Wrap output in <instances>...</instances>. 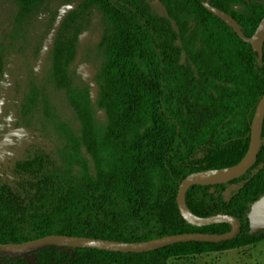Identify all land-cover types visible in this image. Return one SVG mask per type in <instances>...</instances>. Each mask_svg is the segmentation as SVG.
Returning a JSON list of instances; mask_svg holds the SVG:
<instances>
[{
  "label": "trees",
  "instance_id": "1",
  "mask_svg": "<svg viewBox=\"0 0 264 264\" xmlns=\"http://www.w3.org/2000/svg\"><path fill=\"white\" fill-rule=\"evenodd\" d=\"M19 1L17 26L74 0ZM79 1L42 53L41 42L16 47L0 39V101L6 99L0 127L23 130L0 148V243L47 236L138 243L230 232L226 223L189 224L177 195L187 177L232 169L247 156L264 95V45L260 56L205 4L230 15L246 37L263 19L264 4ZM95 13L102 27L101 120L94 119L90 88L76 65L79 59L92 63L87 55L78 58L79 39ZM263 197L264 116L250 171L224 185L192 186L185 195L197 218H238L235 239L140 254L51 245L19 259L0 256V264H168L177 256L238 249L264 241V231L249 233V214Z\"/></svg>",
  "mask_w": 264,
  "mask_h": 264
},
{
  "label": "water",
  "instance_id": "2",
  "mask_svg": "<svg viewBox=\"0 0 264 264\" xmlns=\"http://www.w3.org/2000/svg\"><path fill=\"white\" fill-rule=\"evenodd\" d=\"M205 8L221 19L225 24L232 27L236 34L247 44L251 45L253 50L258 52L260 56L263 55L264 45V17L257 27L252 37H246L240 30L239 24L225 12L212 7L209 3L205 4ZM6 100L2 99L0 102V116L3 113ZM264 116V95L258 103L256 112L254 115L252 128H251V144L250 150L245 159L236 167L228 170L233 172L220 175L213 178H205L204 174L192 175L184 179L179 187L177 195V204L181 216L189 224L197 227H205L215 224H229L232 226V230L224 234H203V233H184L173 236L162 237L146 242L138 243H114L103 241L100 239H92L86 237H69V236H47L41 239L28 241L21 244H2L0 243V256L9 259H19L21 257L29 256L32 252L44 249L47 246H68L73 250L75 248H88L96 249L100 251L114 252V253H147L157 249H161L170 245L187 242H210L218 243L224 241H230L239 236L241 232V222L238 218L231 215H219L212 218L200 219L194 216L186 207L185 195L187 190L192 186H213L224 185L233 180L239 179L247 174L257 161L258 153L260 150V131L261 123ZM19 130L12 131L5 135L4 141L0 144L4 147L8 143L12 142V138L16 137ZM218 172V171H216ZM249 227L250 235H255L261 231H264V197L253 205L249 214Z\"/></svg>",
  "mask_w": 264,
  "mask_h": 264
},
{
  "label": "rangeland",
  "instance_id": "3",
  "mask_svg": "<svg viewBox=\"0 0 264 264\" xmlns=\"http://www.w3.org/2000/svg\"><path fill=\"white\" fill-rule=\"evenodd\" d=\"M263 3L264 0H255ZM19 0H0V39L13 41L16 47L22 45H31L32 42H41V53L44 49L52 44L55 32L63 20V18L72 10L78 8L80 1L74 0L70 3H58L50 5L49 13L42 12L37 15L29 16L21 25H14V20L18 14ZM53 13L54 18L51 19ZM15 30H11L12 27ZM102 38L101 17L99 13H95L91 20V26L88 31L81 35L79 43L81 55L88 56L90 64L76 62L78 73L82 74V79L90 88L91 103L94 104L92 108L94 111L95 120L103 119V112L98 111L96 101L99 93V86L97 84L98 75L102 66L103 58L99 50V45ZM228 173L233 170L226 171ZM168 264H264V241L247 245L238 249L225 252H209L197 255L177 256L169 259Z\"/></svg>",
  "mask_w": 264,
  "mask_h": 264
},
{
  "label": "flooded vegetation",
  "instance_id": "4",
  "mask_svg": "<svg viewBox=\"0 0 264 264\" xmlns=\"http://www.w3.org/2000/svg\"><path fill=\"white\" fill-rule=\"evenodd\" d=\"M3 99H5V98H3ZM5 100H6V99H5ZM1 101H2V100H1ZM1 101H0V102H1ZM5 105H6V103H5ZM4 107H5V106H4ZM3 111H4V110H3ZM2 114H3V113H2ZM0 117H1V116H0ZM2 130H3V128L0 127V142L4 141V139H5V135H6V134L12 132V131L4 132V131H2ZM15 130H19L17 136L14 137V138H12V142H11V143H8V144H7L6 146H4V147L0 144V148H5V147H7L8 145L12 144V143H13V140L16 139V138H18V137H20L19 135H20L21 133H23V130H21V129H15ZM15 130H13V131H15Z\"/></svg>",
  "mask_w": 264,
  "mask_h": 264
},
{
  "label": "bare ground",
  "instance_id": "5",
  "mask_svg": "<svg viewBox=\"0 0 264 264\" xmlns=\"http://www.w3.org/2000/svg\"><path fill=\"white\" fill-rule=\"evenodd\" d=\"M225 173H227L226 171H218V172H212L209 173L208 175H205V178H213V177H218L220 175H224Z\"/></svg>",
  "mask_w": 264,
  "mask_h": 264
}]
</instances>
